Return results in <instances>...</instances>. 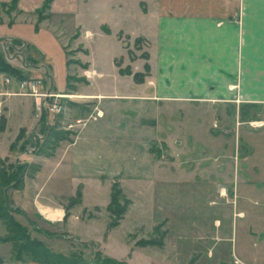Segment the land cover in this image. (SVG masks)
Segmentation results:
<instances>
[{"label": "crops", "instance_id": "1", "mask_svg": "<svg viewBox=\"0 0 264 264\" xmlns=\"http://www.w3.org/2000/svg\"><path fill=\"white\" fill-rule=\"evenodd\" d=\"M3 6L11 7L0 0ZM95 14L107 17H93L69 37L75 42L67 48L72 73L67 90L57 91L51 86L70 97L72 92L76 94L74 100L64 99H70L74 109V113H69V107L64 111L65 128L72 137L68 136L66 145L59 143L52 155H39L38 146L23 151L19 145L13 147L21 131L24 138L19 144L42 142L44 127L48 130L56 126L55 115L41 110L34 97L17 94L19 90L13 86L18 78L0 73V123L5 118L0 129V158L8 160L16 150L17 161L25 153L37 156L30 163L21 160L27 170H31V164L38 165L26 186L17 190L28 192L30 197L28 204L16 207L23 211L21 215L30 223L35 221L32 214L37 213L46 224L37 227L52 233L39 232L47 238L63 239L69 233L72 239H80L75 234L86 231L80 224L87 226L102 217L109 222L108 206L115 183L125 192L142 193L145 200L147 194L143 192L153 189L155 213L162 215L159 222L168 223L175 214L170 204L173 185L212 181L217 183L220 196L228 198L227 192L235 196L234 184L225 181L224 176L232 170L238 178L251 182L248 155L253 154L254 147L238 138L246 147L241 156L236 147L228 148L230 136L225 131L209 133L203 120L205 114L223 118L224 111H239L242 104H254L264 112V0H109ZM48 16L41 14L40 19ZM134 44L138 50L133 49ZM102 45L107 51L98 54ZM80 47L79 55L69 52ZM14 48L13 42L9 43L7 53ZM10 57L11 64L26 78L40 74L32 63L18 66L13 62L15 54ZM177 103H189L188 112H201L197 126L186 128L185 135L181 133L183 126L178 125L183 121L176 120L177 115L182 116V105ZM71 124L78 125L76 130L70 129ZM26 169L23 178L29 177ZM252 170L261 173L258 165ZM65 177L74 184L70 194L61 183ZM90 184L95 185L96 196L107 184L109 197L105 204L88 199ZM256 184L264 187V179ZM133 200L131 206L137 204ZM40 206L57 216H45ZM129 213L118 226L108 229L107 225L105 232L121 227ZM236 214L239 217L245 213ZM131 231V227L125 230L124 241ZM6 233V226L0 222V238ZM259 236L264 240V231ZM164 243V247L170 246L168 239ZM6 244H10L7 250ZM233 246L236 248V244ZM0 264L38 263L13 260L12 244L0 240ZM233 264L264 261L237 256Z\"/></svg>", "mask_w": 264, "mask_h": 264}, {"label": "rangeland", "instance_id": "2", "mask_svg": "<svg viewBox=\"0 0 264 264\" xmlns=\"http://www.w3.org/2000/svg\"><path fill=\"white\" fill-rule=\"evenodd\" d=\"M5 2L12 9L5 6L0 7V53L5 56L9 63H11L10 56L15 54L17 58L13 62L16 65L32 63L33 66H37L35 72L38 71L41 75L37 74L36 76L42 77L45 89H52L51 86L53 85L54 90L66 91L67 86L72 81L67 48L72 47L75 42L74 39L69 41V37L79 32L76 28L88 23L95 16L104 20L107 16L103 14L98 16L95 12L104 4L109 3V0H5ZM13 7L21 10V12L18 13ZM41 14L49 16L40 19ZM97 38L95 39L96 42L99 39ZM15 39L21 40L22 44L16 43L14 50L7 53L6 49L9 43L12 44ZM95 41L92 40V42ZM67 43L69 45L65 47ZM133 49L138 50L135 44ZM104 50L107 51V48H103L102 45V48L97 49V53H102ZM81 51L80 47L69 52L71 55H79ZM13 87L19 90V82ZM71 95L70 98L72 99L76 94L72 92ZM71 103L70 99L65 102V109L69 107V113H74ZM180 104L182 110L179 112L182 116L177 115L176 120L177 122L183 121L178 125L183 126L181 133L185 135L187 129H193L194 126H197V117L201 112H188L189 103H177V105ZM4 107L5 105L2 104V111ZM214 119V115L205 114L203 121L204 124L208 125L207 130L209 133L214 134V131H216L218 134L225 131L224 134L230 136L228 148L231 146L236 147L242 156L246 152V147L242 142H239L238 138L241 137L245 141L251 142L254 147L253 154L248 155L251 182L243 180L241 176L238 178L236 172L232 170L228 177L224 176L225 181L234 184L235 196H233V191V193L227 192L228 198L220 196L217 183L212 181L207 184L192 181L184 185H173V190L170 191V204L172 203V210L175 214L172 216L173 223L172 220L168 223L166 221L159 222L162 215L158 217V213H155L153 189L152 192H143L145 195L147 194V200H145L141 198L142 193L125 192L118 184L122 194L117 197V201L121 205H125L127 211L130 210L127 221L123 222L122 226L112 233H109V231L106 233V227L113 219V215L110 213L109 222L106 221L105 217H102V219L87 226L80 224L85 227L86 231L76 233L75 236H79L84 241L88 240L89 243L94 244L96 251L102 252L105 256L120 259L129 264H233L237 256L245 260L255 258L258 261H264V240L260 239L259 236V233L264 231V187L256 184V182L264 179V127L254 128L250 125L251 121L264 120V112L228 109L224 111L223 118H217L216 121ZM53 121L60 131L61 137H63L60 143L66 145L69 140L65 137L69 131L65 128L64 121H67V119L64 117V112L53 116ZM73 121L76 122L75 118H73ZM12 127L16 131V123H13ZM77 127L76 124L70 129L76 130ZM68 136L69 139L72 137L69 133ZM167 138L173 141L172 136L169 135ZM233 142L235 143L232 144ZM33 146L34 143L30 141L27 147L31 148ZM175 151L177 150L173 149L172 152L175 154L176 160H179L180 157L176 155ZM18 153L19 150H16L7 162L14 164L26 160L30 163L37 158L33 153H25L22 159L17 161ZM178 153L180 154V152ZM239 162L241 164V157ZM31 165V170L25 168L29 173V177L22 178V186H26L30 175L38 167L36 164ZM254 165H258L261 173H253L252 166ZM17 172H20V170ZM10 182H12V179L7 184ZM61 183L64 191L70 194L74 185L72 181L65 177ZM94 186L90 184L88 199L96 200L99 204H105L109 197L107 184L97 196L93 190ZM0 189L5 192L4 185ZM17 190L16 188L8 190L9 208L11 209L8 214L27 227L31 236L43 240L56 252L69 254L73 250L81 249L84 250L86 256L92 258V251L83 248L80 239H72L67 236L69 233L63 239L47 238L36 231L35 227L21 213L15 212L19 203L28 204L30 201L28 192L18 193ZM132 197L137 201L135 206H131L135 202ZM211 201H215V203ZM165 202H168L167 199H165ZM238 211H244V216L238 217L236 214ZM32 216L34 222L38 224L37 226H46L37 213L34 212ZM139 218L141 221L137 222ZM217 219L219 222L216 221ZM130 227L132 231L128 233L125 241L134 248H129L123 239L125 230ZM60 234L63 235V233ZM167 235H169L168 238ZM151 238L163 241L162 246L146 245L141 246L146 248H135L140 246L138 244L140 240ZM227 238L232 239L226 240ZM167 239L170 246H167V244L164 247V242H167ZM235 244L236 248L233 246ZM5 247L7 250L10 244H6Z\"/></svg>", "mask_w": 264, "mask_h": 264}, {"label": "trees", "instance_id": "3", "mask_svg": "<svg viewBox=\"0 0 264 264\" xmlns=\"http://www.w3.org/2000/svg\"><path fill=\"white\" fill-rule=\"evenodd\" d=\"M15 8V7H13ZM21 43V40L15 39L13 44ZM0 73H7L9 75L15 76L19 80H23L26 77L21 73V71L14 67L11 63L7 61L5 56L0 53ZM139 77L138 75H135ZM240 109L242 111H254L259 112V109L254 104H242ZM44 115V114H43ZM5 123L4 116L1 118L0 129H3ZM24 138V131H21L17 141L13 144V147H17L20 141ZM63 137L60 135V131L56 126H50L48 130L44 127V138L42 142L36 140L34 148L38 146L37 152L42 155L50 156L56 149L57 145L60 143ZM68 138V133L66 137ZM30 142L24 141L19 145L20 151L26 150ZM27 164L21 162H15L10 164L5 159L0 158V187L4 185L6 190L7 187L12 186V188L21 189L23 177H21ZM20 172H17L19 171ZM12 182L7 184L9 180ZM4 193V196H3ZM121 188L118 183L113 184L111 193V202L108 206L110 213L113 215V219L108 225V229L116 227L119 225L120 220L127 211L125 205H121L117 201V197L121 195ZM121 205V206H120ZM11 210L9 205H7L6 193L2 192L0 189V222H2L6 228L7 233L4 237H1V241L10 242L12 244V258L15 261H35L38 264H129L126 261L117 260L115 258L105 256L100 251L95 250V246L92 243L82 241L81 246L83 248H88L92 251V258L86 256L84 250H73L69 254H64L61 252H56L54 249L49 247L43 240L31 236L28 228L23 226L16 218L10 216L8 211ZM15 212L23 213L21 209L16 208ZM30 223L35 227L36 231L44 232L46 235H52L47 230L37 227V223L30 220ZM158 230V227L156 228ZM163 241H159L151 238L148 240H140L138 244L140 246L146 245H161ZM90 259H88V258Z\"/></svg>", "mask_w": 264, "mask_h": 264}, {"label": "built area", "instance_id": "4", "mask_svg": "<svg viewBox=\"0 0 264 264\" xmlns=\"http://www.w3.org/2000/svg\"><path fill=\"white\" fill-rule=\"evenodd\" d=\"M6 82H10V78L6 79ZM20 89L17 94L24 96H32L39 102L40 109H44L47 113L58 115L65 111L64 99L70 97V95L61 94L55 92L52 89H45L44 81L40 76H34L19 80ZM98 115H101L98 112ZM82 120H78L77 123H81ZM75 124H71L70 128ZM250 125L254 128H261L264 126V120H254L250 122Z\"/></svg>", "mask_w": 264, "mask_h": 264}, {"label": "bare ground", "instance_id": "5", "mask_svg": "<svg viewBox=\"0 0 264 264\" xmlns=\"http://www.w3.org/2000/svg\"><path fill=\"white\" fill-rule=\"evenodd\" d=\"M41 211L45 214V216H48V217H51V218H55V216H57L56 213H54L52 210H50L47 207H41Z\"/></svg>", "mask_w": 264, "mask_h": 264}, {"label": "water", "instance_id": "6", "mask_svg": "<svg viewBox=\"0 0 264 264\" xmlns=\"http://www.w3.org/2000/svg\"><path fill=\"white\" fill-rule=\"evenodd\" d=\"M24 175H25V171L22 173V175H21L20 178H22ZM10 188H12V186L7 187L6 190H5V193H6V200H7V205H9L8 190H9Z\"/></svg>", "mask_w": 264, "mask_h": 264}]
</instances>
